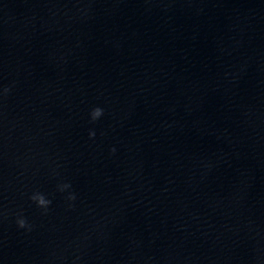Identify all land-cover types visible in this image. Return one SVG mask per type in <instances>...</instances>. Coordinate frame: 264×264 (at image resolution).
<instances>
[{"label":"water","instance_id":"obj_1","mask_svg":"<svg viewBox=\"0 0 264 264\" xmlns=\"http://www.w3.org/2000/svg\"><path fill=\"white\" fill-rule=\"evenodd\" d=\"M3 87L0 264H264V0H0Z\"/></svg>","mask_w":264,"mask_h":264},{"label":"clouds","instance_id":"obj_2","mask_svg":"<svg viewBox=\"0 0 264 264\" xmlns=\"http://www.w3.org/2000/svg\"><path fill=\"white\" fill-rule=\"evenodd\" d=\"M10 91V87H3L0 89V96H6ZM104 114L103 108L96 106L90 109L88 113V118L91 123H95L97 120H99ZM96 135L94 130H89L88 132V138L91 140ZM115 148L110 149V153H114ZM56 192L63 194L64 200L67 203L68 208L73 207V202L76 200V193L72 190V185L70 182H59L56 185ZM30 202L39 210H41L42 213H47L52 200L48 198L44 193L42 192H33L29 196ZM15 225L18 229H23L24 231L28 232L32 230V225L28 222L26 217L23 215L22 212H19L16 214L15 218Z\"/></svg>","mask_w":264,"mask_h":264}]
</instances>
